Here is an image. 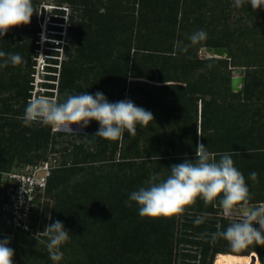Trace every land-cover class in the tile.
<instances>
[{"label":"trees","instance_id":"1","mask_svg":"<svg viewBox=\"0 0 264 264\" xmlns=\"http://www.w3.org/2000/svg\"><path fill=\"white\" fill-rule=\"evenodd\" d=\"M43 1L32 0L34 9ZM57 1L71 7V53L62 63L58 100L99 91L109 102L130 99L154 120L117 141L93 136L100 127L95 120L78 135L25 126L16 117L32 95L34 13L30 29L13 27L0 37V51L24 60L0 68V240L10 239L13 264H215L219 254L253 253L264 264V243L233 250L212 238L241 219L217 215L219 198L207 205L198 198L182 215L157 219L125 203L151 175L164 178L172 165L194 161L199 142L210 153H231L249 187V204H264V6L253 10L247 0L239 8L235 0ZM197 30L206 31L207 40L181 52L177 42L187 44ZM207 47L229 48L230 57L201 58ZM236 70L244 77L242 92L232 91ZM50 145L54 153L57 145L67 146L55 156L60 164L31 230H15L4 210L13 202L6 174L47 160ZM201 216L204 222L195 224ZM56 220L70 239L53 262L48 238L38 233Z\"/></svg>","mask_w":264,"mask_h":264},{"label":"clouds","instance_id":"2","mask_svg":"<svg viewBox=\"0 0 264 264\" xmlns=\"http://www.w3.org/2000/svg\"><path fill=\"white\" fill-rule=\"evenodd\" d=\"M247 2L253 10L264 6V0ZM244 3L245 0H235L237 8ZM34 11L32 0H0V37L6 35L10 28L29 24ZM207 38L206 31L197 30L187 36V44L178 41L177 47L181 52H187L190 47L202 45ZM0 58V68L7 67L9 62L14 66L24 63L19 54L0 51ZM66 96L60 102L56 97L33 94L23 115L16 119L25 126L40 123L54 131H73L71 125L87 127L90 121L95 120L100 127L93 136L110 141L123 139L125 132L131 137L135 136L137 125L144 127L154 120L152 112L136 106L130 99L109 102L99 91L95 95L84 92ZM195 156L194 161L185 159L182 163L172 165L164 178L160 174L151 175L147 186L130 193L126 205L131 207V202H135L141 217L171 218L182 215L198 198L203 199L206 205L219 198L218 207L225 216H231L233 210L239 207L241 219L231 223L226 230L213 233L212 238H223L233 250L246 248L254 242L264 243V208L253 210L248 207L249 187L244 175L234 167L232 154L210 153L203 143L198 142ZM249 175L251 180H256L255 171ZM203 222V216L194 221L197 225ZM255 225H259V228ZM38 234L48 238L46 247L49 259L60 261L62 253L59 248L70 239L63 223L56 220ZM9 243V238L0 240V264H13L14 250L8 246Z\"/></svg>","mask_w":264,"mask_h":264},{"label":"built area","instance_id":"3","mask_svg":"<svg viewBox=\"0 0 264 264\" xmlns=\"http://www.w3.org/2000/svg\"><path fill=\"white\" fill-rule=\"evenodd\" d=\"M49 6L43 4L41 7ZM50 8L51 13L47 14L41 23L42 30L39 33L41 38L38 41L41 47L37 49L39 53L35 65L37 73L34 75L36 80L33 83L35 88L32 90V95H47V92L54 89L46 84L58 85L57 79H50L48 76H57L58 79L60 77L62 64L58 53L54 54V52H59L61 46L65 44L67 31L71 26L69 8L60 4ZM56 60L58 62H55ZM59 164L55 156H49L45 161L18 167L6 174L8 190L13 195V202L6 203L4 210L10 214L15 230H31L34 211L42 206L52 171Z\"/></svg>","mask_w":264,"mask_h":264},{"label":"rangeland","instance_id":"4","mask_svg":"<svg viewBox=\"0 0 264 264\" xmlns=\"http://www.w3.org/2000/svg\"><path fill=\"white\" fill-rule=\"evenodd\" d=\"M43 4H48L50 5L47 8H42L41 6ZM60 3H58L57 0H46L40 3L39 6L36 7L34 13V17H36V25H37V33L35 34L34 37V50H33V54H32V72H31V77H32V90L35 88V86L33 85V83L35 82L36 78L34 77V75L37 73V70L35 69V65H37V61H36V57L38 56V52L37 49H39L41 46L38 44V41L40 40L41 36L39 35V33L42 30L41 27V23L43 22L45 16L49 13H51V8L54 5H59ZM60 5H64L65 7L69 8V12L71 14V7L69 4L64 3V4H60ZM71 25V23H70ZM20 31L23 29V25H20ZM31 28V25L29 24L28 29ZM69 34V30L67 31ZM22 34H19V36H21ZM51 36H56L51 34ZM60 37V36H58ZM68 42H69V35L67 36V40L65 42L64 45L61 46V50L59 52H54V54L58 53L60 60H61V64L68 60L69 54L71 53V51L68 48ZM53 44V43H50ZM203 51V50H202ZM202 51L200 52V57L202 58L204 55L202 53ZM203 55V56H202ZM59 60V61H60ZM235 76H242L241 75V70H236L234 72ZM234 76V77H235ZM60 78V77H59ZM57 81H59V79L57 78ZM53 92L54 95L53 97L58 98L59 96V88L58 85L55 86V88H53ZM32 93V91H31ZM32 96V95H31ZM50 96V95H49ZM52 97V96H50ZM200 108H201V103H200ZM71 128L73 129V131H67L64 129H60V130H53L54 132H65L67 134H72V135H78V134H84L86 127H82L81 125H77V124H73L71 125ZM75 138V137H74ZM67 146V145H57L55 147V150L59 153H54L53 151V147L52 145L49 146V150H48V156H58L61 157V155L63 154V148ZM60 162V159H59ZM22 165H19L18 167H21ZM264 205V204H263ZM233 217H240V216H233ZM252 263V256H239V255H233V254H219L215 260V264H251ZM256 264H261L259 259L256 261Z\"/></svg>","mask_w":264,"mask_h":264},{"label":"water","instance_id":"5","mask_svg":"<svg viewBox=\"0 0 264 264\" xmlns=\"http://www.w3.org/2000/svg\"><path fill=\"white\" fill-rule=\"evenodd\" d=\"M202 53H205L206 56H211V57H218V58H229L230 57V49L226 47H220V48H215V47H207L204 48ZM243 83H244V77L243 76H235L232 78V91L233 92H242L243 88ZM248 207L253 208L255 210L256 208H264L263 204H248ZM216 214L220 216H225L222 212V210L217 207L216 208ZM231 216H240V211L239 207L233 210V213ZM252 256V263L251 264H256V261L259 259L258 255L256 253L251 254Z\"/></svg>","mask_w":264,"mask_h":264},{"label":"crops","instance_id":"6","mask_svg":"<svg viewBox=\"0 0 264 264\" xmlns=\"http://www.w3.org/2000/svg\"><path fill=\"white\" fill-rule=\"evenodd\" d=\"M203 55H204V56H203ZM203 55H202V56H203L202 58H207V57H209V56H206V54H205V53H203Z\"/></svg>","mask_w":264,"mask_h":264}]
</instances>
